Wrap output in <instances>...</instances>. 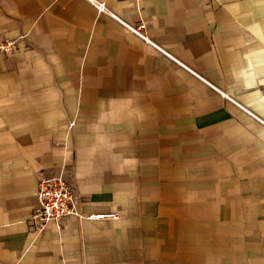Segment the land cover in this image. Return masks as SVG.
Returning a JSON list of instances; mask_svg holds the SVG:
<instances>
[{
    "label": "crops",
    "instance_id": "0c3cea01",
    "mask_svg": "<svg viewBox=\"0 0 264 264\" xmlns=\"http://www.w3.org/2000/svg\"><path fill=\"white\" fill-rule=\"evenodd\" d=\"M95 1L202 80L87 0H0V264H264V0Z\"/></svg>",
    "mask_w": 264,
    "mask_h": 264
},
{
    "label": "built area",
    "instance_id": "2783aa9c",
    "mask_svg": "<svg viewBox=\"0 0 264 264\" xmlns=\"http://www.w3.org/2000/svg\"><path fill=\"white\" fill-rule=\"evenodd\" d=\"M87 1L93 4L99 13H107L119 24H121L127 31L131 32L147 44L151 45L155 50H157V52L169 58L173 63L177 64L198 79L202 80V78L194 74L182 63L173 58L169 54V52L150 42L143 34L142 25L136 27L130 26L129 24L123 22L122 20L108 12L103 3L97 2L95 0ZM12 48V42H7L0 45V51H4L6 53L10 52ZM229 100L233 102L231 99ZM36 200V210L32 215V220L34 221L37 230H42L47 224L59 225L69 216L76 214L73 205L75 197L73 196L71 188L63 178L57 177L39 181L36 190ZM107 218H114V215L98 214L89 217V219L91 220H103Z\"/></svg>",
    "mask_w": 264,
    "mask_h": 264
},
{
    "label": "rangeland",
    "instance_id": "374dc122",
    "mask_svg": "<svg viewBox=\"0 0 264 264\" xmlns=\"http://www.w3.org/2000/svg\"><path fill=\"white\" fill-rule=\"evenodd\" d=\"M4 44H5V43H4ZM1 45H2V44H1ZM12 49H13V48H12ZM11 51H12V50H11ZM11 51H10V52H11ZM0 52L6 53V52H4V51H0ZM8 53H9V52H8Z\"/></svg>",
    "mask_w": 264,
    "mask_h": 264
}]
</instances>
